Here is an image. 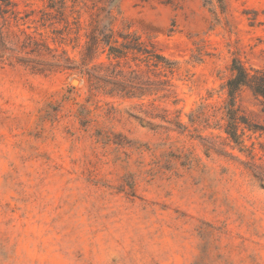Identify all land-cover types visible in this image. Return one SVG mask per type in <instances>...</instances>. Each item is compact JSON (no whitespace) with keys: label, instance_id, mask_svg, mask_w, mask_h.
Returning <instances> with one entry per match:
<instances>
[{"label":"rangeland","instance_id":"374dc122","mask_svg":"<svg viewBox=\"0 0 264 264\" xmlns=\"http://www.w3.org/2000/svg\"><path fill=\"white\" fill-rule=\"evenodd\" d=\"M14 1L55 50L0 58V264H264V113L243 88L236 144L222 108L232 58L264 67V0H65V30ZM107 27L176 62L171 96L105 68Z\"/></svg>","mask_w":264,"mask_h":264},{"label":"trees","instance_id":"16d2710c","mask_svg":"<svg viewBox=\"0 0 264 264\" xmlns=\"http://www.w3.org/2000/svg\"><path fill=\"white\" fill-rule=\"evenodd\" d=\"M204 2L210 4L214 2L221 9L224 5V0H204ZM16 6L17 3L14 0H0V58L14 56L15 50L28 55L26 58H30L32 54H50L55 49L51 48L44 38L37 37L19 27L20 24L26 23L25 19L29 17L30 13L21 15V11ZM47 7L54 9L60 15V19L63 20L62 30L67 29L69 22L64 14L65 0H48ZM40 12L41 25L53 26L55 22L49 17L50 12L45 8H42ZM21 21L23 22L21 23ZM11 26H16L18 29L12 30ZM52 30L62 33V31ZM99 31L98 37L93 33L87 34V44L91 40H97L106 47L107 63L105 68H111L112 72L115 71L116 74L121 75L124 73L123 68L127 67V73L137 74L139 71L137 60H139L145 63V72L153 77L148 76V83L162 84L164 97L173 94V84L169 75L173 74L176 68L175 61L157 52L151 44L140 41L139 36L134 33L116 32L111 27ZM63 58H68V56L65 55ZM130 61L135 62L134 66L129 64ZM229 69L231 74L223 85L226 91L222 106L224 111L223 131L230 141L241 144L242 140L240 139L244 130L255 131L256 128L252 127L242 114L240 106L236 103V98L243 88L248 89L257 99L260 111L264 113V67L246 66L240 59L234 57ZM157 76L164 78L155 79Z\"/></svg>","mask_w":264,"mask_h":264}]
</instances>
